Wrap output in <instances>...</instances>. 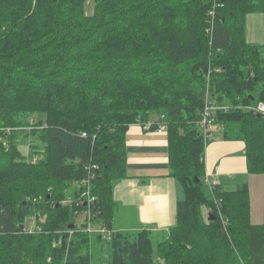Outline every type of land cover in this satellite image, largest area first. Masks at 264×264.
I'll list each match as a JSON object with an SVG mask.
<instances>
[{
    "label": "trees",
    "instance_id": "16d2710c",
    "mask_svg": "<svg viewBox=\"0 0 264 264\" xmlns=\"http://www.w3.org/2000/svg\"><path fill=\"white\" fill-rule=\"evenodd\" d=\"M84 1L0 0V264H264L248 183H212L205 163L210 141L240 140L264 175V43L246 36L264 0H96L92 15ZM207 93L220 107L212 139L199 125ZM150 120L166 126L177 189L160 239L113 230L127 131ZM87 166L91 218L110 237L77 225Z\"/></svg>",
    "mask_w": 264,
    "mask_h": 264
},
{
    "label": "crops",
    "instance_id": "0c3cea01",
    "mask_svg": "<svg viewBox=\"0 0 264 264\" xmlns=\"http://www.w3.org/2000/svg\"><path fill=\"white\" fill-rule=\"evenodd\" d=\"M168 146L167 129L146 130L137 122L129 126L126 134L128 176L117 182L113 190L117 203L114 231L148 229L159 235L169 232L176 224L177 189L175 179L170 176ZM247 158L245 142L216 138L206 146V175L212 183L247 182L251 220L263 222L264 175L250 173ZM258 195L262 197L255 198Z\"/></svg>",
    "mask_w": 264,
    "mask_h": 264
},
{
    "label": "built area",
    "instance_id": "2783aa9c",
    "mask_svg": "<svg viewBox=\"0 0 264 264\" xmlns=\"http://www.w3.org/2000/svg\"><path fill=\"white\" fill-rule=\"evenodd\" d=\"M218 108H220L218 104L214 100H212L210 94L207 93L205 95V108L202 114V118L199 122V125L204 130L207 139H212L214 137V130H213L214 128L211 126L210 116L212 115V112L216 111ZM259 110L262 112L264 111L263 104L259 106ZM153 124L154 121L150 120L144 125L143 124L141 125L146 130H152ZM157 125H158L157 129L160 131L166 129V126L161 122H159ZM93 167H96V165H93ZM86 168L87 169L89 168V173L85 179H82L81 183L87 186V189L83 191L84 204L86 205L87 209L83 212V214L85 215V219L80 224L77 223V225H82L85 223V227H84L85 231H88L89 233H98L103 235L104 237H110L113 234V230L108 229L102 225H99V223L96 224L94 220H92L91 218L90 207L91 204L96 200V197L91 192V181L95 177V174L93 172H90L92 169L90 168V166H87Z\"/></svg>",
    "mask_w": 264,
    "mask_h": 264
},
{
    "label": "rangeland",
    "instance_id": "374dc122",
    "mask_svg": "<svg viewBox=\"0 0 264 264\" xmlns=\"http://www.w3.org/2000/svg\"><path fill=\"white\" fill-rule=\"evenodd\" d=\"M95 10H96V0H85L84 1V13L86 15L94 14ZM246 31H247L246 36H247V40L248 41L257 42V43H261V44L264 43V13H259V14L257 13V14H249V15H247V30ZM19 139H21V136L19 137ZM20 143H21L20 149L22 150V152L26 156V158L28 160H36L38 155L36 154V152H33V150L30 149L29 140L26 141V143H25V141L24 142L21 141ZM203 182H204V185L206 187H208V189H210L209 181H207L205 179V180H203ZM253 184H255V183H253ZM223 186L226 189L232 190V189H235L236 186H238V183H234V185H229V184H225L224 183ZM67 193H68L67 195L70 196L72 194V190H70L69 192L67 191ZM258 197H262V196L258 195L255 198H258ZM204 214H205V217L209 216V215H207V212H206L205 209H204ZM84 219H85V215L84 214L78 215L77 216V223L80 224ZM252 220H253V223L262 222V220L259 221V219H256V218H253ZM26 223H27L26 226L29 229H32V227L35 226L36 219L34 217L33 218H29L26 221ZM167 233L168 232L166 231L164 233V235H166ZM161 234L162 233L160 232L159 235H157V237H155V238L156 239H160L161 238L160 237ZM156 261H157V264L160 262L159 259H157Z\"/></svg>",
    "mask_w": 264,
    "mask_h": 264
},
{
    "label": "water",
    "instance_id": "95a60500",
    "mask_svg": "<svg viewBox=\"0 0 264 264\" xmlns=\"http://www.w3.org/2000/svg\"><path fill=\"white\" fill-rule=\"evenodd\" d=\"M210 219H211V220H212V219H214V216H213V217H211ZM22 227H23V226H22ZM71 227H73V226H71Z\"/></svg>",
    "mask_w": 264,
    "mask_h": 264
}]
</instances>
